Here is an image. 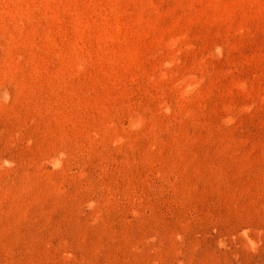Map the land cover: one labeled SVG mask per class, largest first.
I'll return each mask as SVG.
<instances>
[{
	"label": "rangeland",
	"instance_id": "obj_1",
	"mask_svg": "<svg viewBox=\"0 0 264 264\" xmlns=\"http://www.w3.org/2000/svg\"><path fill=\"white\" fill-rule=\"evenodd\" d=\"M0 264H264V0H0Z\"/></svg>",
	"mask_w": 264,
	"mask_h": 264
}]
</instances>
